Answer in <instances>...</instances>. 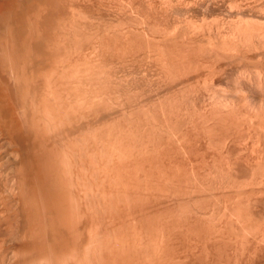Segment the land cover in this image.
Listing matches in <instances>:
<instances>
[{
    "label": "rangeland",
    "instance_id": "obj_1",
    "mask_svg": "<svg viewBox=\"0 0 264 264\" xmlns=\"http://www.w3.org/2000/svg\"><path fill=\"white\" fill-rule=\"evenodd\" d=\"M26 3L0 264H264V0Z\"/></svg>",
    "mask_w": 264,
    "mask_h": 264
},
{
    "label": "bare ground",
    "instance_id": "obj_2",
    "mask_svg": "<svg viewBox=\"0 0 264 264\" xmlns=\"http://www.w3.org/2000/svg\"><path fill=\"white\" fill-rule=\"evenodd\" d=\"M27 2V0H0V28H1V26H3V28H2V30L3 29H5L4 27L6 26V25H10V21H12L11 19H16L17 21H18V23L17 24H19V21H23L24 19H25V16L26 15H28V11L27 10H25V11H23V9H27V6L28 5H26V4H28V3H26ZM25 4V5H24ZM27 11V12H26ZM24 12V14L25 15H23L22 13ZM22 17H24L23 19H22ZM19 19V20H18ZM30 19V18H29ZM28 19V20H29ZM15 20V21H16ZM26 22H27V19L25 20ZM20 22V23H21ZM25 22V23H26ZM30 24H27V23H29V21L26 23L27 24V26H29V28L31 27V30L28 28V30L30 31V37H32V35L35 37V35H37V32L35 33V31H36V25H37V20H35V21H31L30 20ZM23 23H24V21H23ZM24 23V24H25ZM11 26V25H10ZM9 28V27H8ZM27 28V27H26ZM12 29V28H11ZM21 29V28H20ZM1 30V29H0ZM2 30H1V33H2ZM27 30V29H26ZM38 30V29H37ZM9 31V30H8ZM11 31V30H10ZM5 32V33H4ZM34 32V33H33ZM3 36L7 33L6 32V30H3ZM26 34V33H25ZM27 34H28V32H27ZM7 35H9V34H7ZM13 36V35H12ZM1 37V36H0ZM6 38L8 37V36H5ZM5 37H3V38H5ZM2 38V37H1ZM0 38V39H1ZM2 38V39H3ZM33 38V37H32ZM36 38V37H35ZM255 38V37H254ZM1 39V40H2ZM12 39V38H11ZM0 40V41H1ZM37 40V39H36ZM6 41V40H5ZM9 41V40H8ZM259 41H261V42H263L264 41V38L263 37H260L259 38ZM3 42H4V39H3ZM2 42V43H3ZM10 42V41H9ZM36 42V41H35ZM33 43V45H36V43ZM6 43H7V41H6ZM17 44V43H16ZM15 44V45H16ZM19 44V43H18ZM8 45V44H7ZM27 46H29V45H31V42L29 43L28 42V44H26ZM1 46V45H0ZM11 46V45H10ZM13 46V45H12ZM32 46V45H31ZM30 46V47H31ZM37 46H38V44H37ZM7 48H8V46H6ZM15 47V46H14ZM21 47V46H20ZM26 47V46H25ZM23 48H24V46H23ZM28 48V47H27ZM18 49V48H17ZM10 50V49H9ZM22 50V49H21ZM20 50V51H21ZM24 50V49H23ZM26 50V49H25ZM29 50V49H28ZM31 50V49H30ZM1 52L2 51H4V50H0ZM27 51V50H26ZM26 51L24 52V53H26ZM9 52V51H8ZM7 53V52H6ZM5 53V54H6ZM21 53V52H20ZM12 54V53H11ZM7 55V54H6ZM16 55V54H15ZM19 55V54H18ZM23 55H25V54H23ZM5 56V55H4ZM12 57V56H11ZM19 59V58H18Z\"/></svg>",
    "mask_w": 264,
    "mask_h": 264
}]
</instances>
